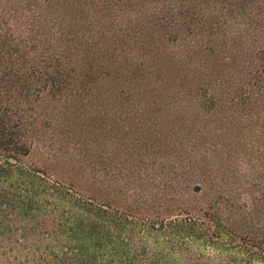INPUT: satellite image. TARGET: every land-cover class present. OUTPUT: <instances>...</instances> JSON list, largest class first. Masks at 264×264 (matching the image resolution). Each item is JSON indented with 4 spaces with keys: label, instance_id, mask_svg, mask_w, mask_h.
<instances>
[{
    "label": "trees",
    "instance_id": "obj_1",
    "mask_svg": "<svg viewBox=\"0 0 264 264\" xmlns=\"http://www.w3.org/2000/svg\"><path fill=\"white\" fill-rule=\"evenodd\" d=\"M231 130L264 165V0H0V264H264V187L204 200Z\"/></svg>",
    "mask_w": 264,
    "mask_h": 264
},
{
    "label": "rangeland",
    "instance_id": "obj_2",
    "mask_svg": "<svg viewBox=\"0 0 264 264\" xmlns=\"http://www.w3.org/2000/svg\"><path fill=\"white\" fill-rule=\"evenodd\" d=\"M76 112L78 116L81 117L82 111L77 108ZM64 129L67 130L68 128L65 127ZM231 131L232 133L230 132L229 138L227 137L226 139H229L232 147L230 146L229 149L225 148L222 150L224 153L223 163L225 166L223 169H221L220 174L225 181L218 185L210 184L207 188V195L204 200L210 202L211 199L217 197L223 198L224 204L226 206H230V209L232 210L231 216H233V219L235 216L236 221L231 219V225H234L236 229L240 228L241 230H245L246 226L244 218L242 219V214L251 212L255 208L257 200H260L261 198L262 188L264 187V165L260 162V160H257L255 150L248 149L252 147L254 139L248 134L247 140L249 141L245 140L247 151H240L239 153V151L236 149L238 133H234L233 130ZM91 136L92 137L88 136L84 143H81L78 139H76L77 142L73 141V144H69V146H67L68 142L66 141L63 146L70 150V153L73 154L72 159L68 157L62 162L59 161V163L52 161L53 165H57L58 169L62 171H70V169H73V171L76 172V176L82 174V163H89H84L85 161H83L84 158L82 157V155L87 151L86 147H84V145L87 143L86 140L89 139L90 144L94 147L91 149L95 150V152L102 149V144L100 145L101 142H99L97 137H95L96 135L94 134ZM218 142L219 144H222L226 142V140L222 137ZM212 143L213 142L211 141L209 142V144ZM80 150H82V152ZM41 160L42 156L39 153H33L29 158L31 163L44 167V164L41 162ZM95 166L94 168H98V166ZM118 179V173L114 172L112 180H115V182L111 187V192L115 204H118L121 201L125 203L129 197L130 199H134V195H137L135 198L141 197L142 193L139 191H137V194H135L132 189H130L129 193L126 192L127 190L121 185V182ZM129 180L130 179L126 177L123 179V182L126 183L127 189L131 188ZM120 191H123V194H121ZM204 253L208 260L214 262L213 264H232L226 257L228 255L224 252L205 249Z\"/></svg>",
    "mask_w": 264,
    "mask_h": 264
}]
</instances>
